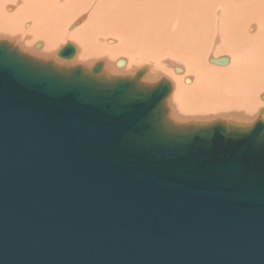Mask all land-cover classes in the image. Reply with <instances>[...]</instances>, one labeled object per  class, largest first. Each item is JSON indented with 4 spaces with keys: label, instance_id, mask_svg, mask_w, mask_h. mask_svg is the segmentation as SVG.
<instances>
[{
    "label": "water",
    "instance_id": "1",
    "mask_svg": "<svg viewBox=\"0 0 264 264\" xmlns=\"http://www.w3.org/2000/svg\"><path fill=\"white\" fill-rule=\"evenodd\" d=\"M97 80L0 44V264H264V125L183 137L168 84Z\"/></svg>",
    "mask_w": 264,
    "mask_h": 264
},
{
    "label": "bare ground",
    "instance_id": "2",
    "mask_svg": "<svg viewBox=\"0 0 264 264\" xmlns=\"http://www.w3.org/2000/svg\"><path fill=\"white\" fill-rule=\"evenodd\" d=\"M5 43L30 60L65 72L79 68L100 83L123 80L145 94L168 84L163 121L183 137L216 125H264L257 114L264 107L248 118L251 99L264 92V0H0V44ZM67 44L76 45L69 60L58 56ZM210 51L225 54L208 58L210 64L220 58L228 63L202 69ZM146 69V83L159 80L139 81ZM206 119L211 121L200 122ZM197 128L203 130H192Z\"/></svg>",
    "mask_w": 264,
    "mask_h": 264
},
{
    "label": "rangeland",
    "instance_id": "3",
    "mask_svg": "<svg viewBox=\"0 0 264 264\" xmlns=\"http://www.w3.org/2000/svg\"><path fill=\"white\" fill-rule=\"evenodd\" d=\"M86 15V14H85ZM84 15V18H83V20L86 18V16ZM71 25V24H70ZM69 25V26H70ZM72 25H73V23H72ZM71 25V26H72ZM69 26H68V32H71L74 28H76V27H78L79 25L77 24L76 26H74V27H72V29H69ZM4 40V39H3ZM6 40V39H5ZM66 43H71L70 41H65V44ZM15 44V43H14ZM16 45V44H15ZM62 45V44H61ZM60 45V46H61ZM72 45H74V44H72ZM111 45H113V44H111ZM16 46H18V45H16ZM75 47H76V45H74ZM19 48V47H18ZM20 49V48H19ZM36 50L37 49H39V47L38 48H35ZM21 50H23V49H21ZM23 52H25L26 53V51H23ZM29 52L27 51V54H28ZM207 53V52H206ZM204 54V56H203V58L205 59V57L207 56V54ZM32 54V53H31ZM30 54V55H31ZM209 54V53H208ZM215 56H214V55ZM219 55H225V54H216V53H213V52H211L210 51V54H209V56L205 59V61H204V63H203V65H201V67H202V69H207L206 67L207 66H217V65H213V64H210L209 62H208V58H215L216 56H219ZM32 56H35V55H32ZM37 57V56H36ZM230 58V57H229ZM231 59V58H230ZM57 60V59H56ZM58 61H60L59 59H58ZM102 61L103 60H101V63H102ZM74 62V61H73ZM231 62H232V60H231ZM99 63V62H98ZM105 64V61L102 63V65H104ZM162 64V63H161ZM231 64V63H230ZM84 66V65H83ZM124 66V64L122 65V66H118V67H123ZM143 67H144V65H142ZM146 66V65H145ZM148 66V65H147ZM228 66H230V65H228ZM227 67V66H226ZM103 68H104V66L102 67V71H103ZM84 69V68H83ZM85 70V69H84ZM138 70H140V69H138ZM137 69L133 72V74L136 72V71H138ZM146 72H144V74H143V76H142V78L139 80V81H142V82H144V83H146V79H147V76H146V73H147V69L145 70ZM121 75H124V74H121ZM125 75H127V74H125ZM129 75V74H128ZM176 75H178V74H176ZM215 75H217L216 73L214 74V75H212V76H215ZM219 75H220V73H219ZM115 76H118V75H115ZM132 76V75H131ZM162 76V75H161ZM195 77V76H194ZM192 78V80H193V77H191ZM161 79V78H160ZM162 79H166L170 84H171V86H172V82H171V80L167 77V76H165L164 75V77L162 76ZM159 79H156V80H153V81H148L147 83L148 84H153V83H155V82H157ZM146 83V84H147ZM172 89H173V87H172ZM173 91V90H172ZM174 92H175V90H174ZM172 94V92L170 93V95ZM264 94V92H260L259 93V95H256V96H254L252 99H251V101H252V109H250V104L248 105V109H249V112H250V115H249V117L248 118H250L249 119V121L250 120H252V119H255L256 117H257V115H256V112L258 111V110H260L259 108H261V110L263 109L262 107H264V101H262L260 98H259V96H261V95H263ZM185 95H187L188 96V94H186L185 93ZM190 95V94H189ZM170 97V96H169ZM168 97V98H169ZM191 96H188V98H190ZM193 97V96H192ZM198 101V102H197ZM196 103H199V100L197 99L196 100ZM260 104V105H259ZM166 106L168 107V117H169V119H170V112H171V110H170V108H169V106H168V104H167V102H166ZM258 114V116H259V118L260 119H258V120H262V119H264V114H262V115H259V113H257ZM194 118H197V117H194ZM199 118V117H198ZM200 118H202V117H200ZM262 118V119H261ZM217 120V119H216ZM222 120V119H221ZM203 121H205L204 123H206V122H209V121H211L210 119H206V120H202V121H200V122H203ZM223 121V120H222ZM224 121H226V120H224ZM263 122H264V120H262ZM192 122H194V121H192ZM196 123H197V121H195ZM176 123V122H175ZM199 123V122H198ZM232 123H234V122H232ZM235 124H237V123H235ZM239 125H245L246 123L245 122H242V123H238ZM248 124V123H247ZM252 124H254V123H252ZM252 124H251V126H252Z\"/></svg>",
    "mask_w": 264,
    "mask_h": 264
}]
</instances>
